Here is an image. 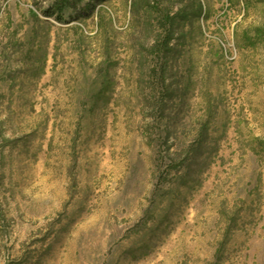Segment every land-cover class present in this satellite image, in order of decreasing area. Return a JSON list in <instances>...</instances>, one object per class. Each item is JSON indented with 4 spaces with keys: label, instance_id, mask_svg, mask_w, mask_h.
I'll use <instances>...</instances> for the list:
<instances>
[{
    "label": "rangeland",
    "instance_id": "obj_1",
    "mask_svg": "<svg viewBox=\"0 0 264 264\" xmlns=\"http://www.w3.org/2000/svg\"><path fill=\"white\" fill-rule=\"evenodd\" d=\"M0 264H264V0H0Z\"/></svg>",
    "mask_w": 264,
    "mask_h": 264
},
{
    "label": "trees",
    "instance_id": "obj_2",
    "mask_svg": "<svg viewBox=\"0 0 264 264\" xmlns=\"http://www.w3.org/2000/svg\"><path fill=\"white\" fill-rule=\"evenodd\" d=\"M52 14V13H51Z\"/></svg>",
    "mask_w": 264,
    "mask_h": 264
}]
</instances>
